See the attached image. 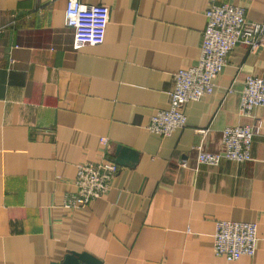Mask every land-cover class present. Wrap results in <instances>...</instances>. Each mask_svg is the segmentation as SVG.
<instances>
[{
	"label": "crops",
	"instance_id": "0c3cea01",
	"mask_svg": "<svg viewBox=\"0 0 264 264\" xmlns=\"http://www.w3.org/2000/svg\"><path fill=\"white\" fill-rule=\"evenodd\" d=\"M82 1L110 6V23L104 43L75 49L66 0H0V264H61L70 251L101 264H264V125L252 160H197L198 148L225 149L226 126L264 118V106L240 113L264 46L234 48L213 92L186 105L185 127L148 129L174 74L201 57L208 8L262 22L264 0ZM118 145L137 160L119 163L103 197L65 206L79 164L116 161ZM220 219L257 222L254 256L215 254Z\"/></svg>",
	"mask_w": 264,
	"mask_h": 264
},
{
	"label": "built area",
	"instance_id": "2783aa9c",
	"mask_svg": "<svg viewBox=\"0 0 264 264\" xmlns=\"http://www.w3.org/2000/svg\"><path fill=\"white\" fill-rule=\"evenodd\" d=\"M110 16L111 8L106 4L66 0L65 22L74 29V48L81 49L87 45L104 43ZM206 17L201 57L197 64L182 68L174 74L170 107L158 110L150 118L148 129L154 133L170 136L185 127L186 105L213 92L218 76L239 43L252 49L264 46V21L248 20L245 8L231 3H213L208 8ZM2 31L0 26V33ZM257 106H264V77L249 75L245 79L240 113L251 116ZM263 125L264 118H259L253 124L226 126L223 130L225 149L221 152H210L198 148V162L218 165L225 159L237 162L252 160L254 138ZM102 141L108 146L107 138ZM120 168L119 163L107 157L100 162L86 161L79 164L75 179L77 190L66 196L64 205L81 208L90 201L103 197ZM258 240L257 222L231 219H220L216 222L214 252L217 256L230 261L238 260L242 256H254Z\"/></svg>",
	"mask_w": 264,
	"mask_h": 264
},
{
	"label": "water",
	"instance_id": "95a60500",
	"mask_svg": "<svg viewBox=\"0 0 264 264\" xmlns=\"http://www.w3.org/2000/svg\"><path fill=\"white\" fill-rule=\"evenodd\" d=\"M116 162L120 164L132 163L137 160V152L130 147L117 146ZM61 264H101V261L87 252L70 251Z\"/></svg>",
	"mask_w": 264,
	"mask_h": 264
}]
</instances>
